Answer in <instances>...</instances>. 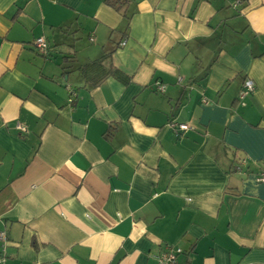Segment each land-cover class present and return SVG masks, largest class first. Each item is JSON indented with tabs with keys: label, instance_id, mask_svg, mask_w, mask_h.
Masks as SVG:
<instances>
[{
	"label": "crops",
	"instance_id": "crops-1",
	"mask_svg": "<svg viewBox=\"0 0 264 264\" xmlns=\"http://www.w3.org/2000/svg\"><path fill=\"white\" fill-rule=\"evenodd\" d=\"M262 173L264 0H0L8 264H264Z\"/></svg>",
	"mask_w": 264,
	"mask_h": 264
},
{
	"label": "built area",
	"instance_id": "built-area-1",
	"mask_svg": "<svg viewBox=\"0 0 264 264\" xmlns=\"http://www.w3.org/2000/svg\"><path fill=\"white\" fill-rule=\"evenodd\" d=\"M34 46H35L36 50L43 55H47L49 52V43L44 36H38L34 40ZM156 85H157V89H159L160 91L164 90L165 86L162 83L156 82ZM253 88H254L253 81L250 79H246L244 81L243 91L240 94V98H242L243 95L251 92L253 90ZM70 100H71V98H70ZM170 126L172 127V129L176 135L179 132L188 129V124L181 123V122H171ZM257 180H264V173L260 174V176H258ZM7 246H8V237H7L6 231L0 230V264H8L7 263V255H6ZM180 252H181L180 248L168 249V250H165V251L161 252L160 254L156 255L155 258L160 264H175L177 255Z\"/></svg>",
	"mask_w": 264,
	"mask_h": 264
},
{
	"label": "trees",
	"instance_id": "trees-1",
	"mask_svg": "<svg viewBox=\"0 0 264 264\" xmlns=\"http://www.w3.org/2000/svg\"><path fill=\"white\" fill-rule=\"evenodd\" d=\"M105 2L114 8L116 11H124L130 0H105ZM126 17V16H125ZM111 53L112 50L104 52L102 55L96 59L90 60L85 64H82L78 69L83 75L84 82L88 86H96L101 83L106 77L114 76L121 78L123 76L122 72L115 68L111 64ZM75 93L70 94V98H74ZM6 255L8 260L7 248Z\"/></svg>",
	"mask_w": 264,
	"mask_h": 264
}]
</instances>
